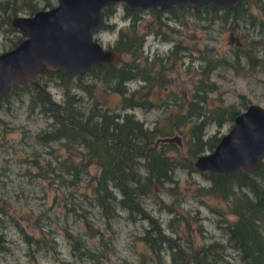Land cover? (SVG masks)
<instances>
[{"label":"trees","instance_id":"16d2710c","mask_svg":"<svg viewBox=\"0 0 264 264\" xmlns=\"http://www.w3.org/2000/svg\"><path fill=\"white\" fill-rule=\"evenodd\" d=\"M36 1L0 0V28L13 34L6 47L20 38L9 23V15L21 8L31 12L38 7ZM116 3L121 5L120 16L127 19L126 24L115 26L114 21L107 20ZM51 4L43 0L40 7ZM177 8L195 16L207 15L210 21L218 18L220 25L229 23L240 35L233 38L224 52L204 44L197 64L192 66L187 91L175 89L170 84L172 76L167 74L174 62L182 59L177 49L181 52L185 46L178 38L164 53L143 51L144 32L137 28L139 13L146 9L157 14L162 9L108 1L101 6L100 19L91 31L96 37L97 31L115 29L110 46L120 53L117 60L101 61L79 71L43 68L36 73L37 84H12L11 90L0 96L3 107L12 96L21 100L25 95L28 111L35 110L49 118L44 127L31 134L24 129L21 139L26 141L25 135L31 142L45 144L44 152L51 153V157H42L33 149L28 167L20 171L32 178L46 176L54 182L51 200L58 195L63 213L70 210L74 215V226L65 223L64 216L61 228L78 260L97 264L102 255L96 244L86 238L97 235L99 242L105 244L101 229L92 223L94 215L109 226L123 210L131 220H144L137 234L143 249L137 251L135 258H121L116 264H225L228 248L238 264H264V152L246 170H204L199 175L205 182L191 178L188 192L213 211V222L221 238L195 239L203 231L202 222L196 218L197 206L192 212L182 207L184 192L175 176L178 168L189 175L193 157L216 142L219 133L216 129L208 132L207 126L229 124L233 114L248 101L240 93L238 104L225 102L210 73L217 66H233L237 70L240 64L250 69L264 64V0H237L229 6L207 0L195 4L181 2L166 11L175 16ZM162 23L174 29L158 20L159 25ZM159 34L165 37L161 31ZM133 80L138 83L130 86L129 81ZM48 81L61 87L60 99L53 98L45 89ZM109 91L118 94L112 106L105 95ZM150 105L160 107L151 124L129 110ZM0 122L4 128L2 117ZM173 132L179 134L180 143L154 141L158 135ZM0 139L5 140L2 131ZM53 141L63 147L61 155L53 151ZM205 197L220 200L221 205H209ZM152 207L164 210L166 218L155 214ZM5 219L23 232L27 242L40 246L41 238L23 231L7 211L5 198L0 196V250L5 248ZM64 262L68 263L63 260L60 264Z\"/></svg>","mask_w":264,"mask_h":264},{"label":"rangeland","instance_id":"374dc122","mask_svg":"<svg viewBox=\"0 0 264 264\" xmlns=\"http://www.w3.org/2000/svg\"><path fill=\"white\" fill-rule=\"evenodd\" d=\"M49 1L52 4L55 2V0ZM42 2L43 0L36 1L38 6H41ZM175 10L177 14L173 16L166 10L156 14L155 11L142 9L137 20V28L144 32L143 51L145 52L164 53L176 38L185 46L181 52H179V48L177 49L178 55L182 53L181 61L178 59L174 62L172 70L167 72L168 75L172 76L170 84L178 91L184 92L188 90L192 66L197 64L198 53L204 44L207 46L212 44L211 50L224 52L226 49L228 50L231 41L234 40L233 38L240 35L236 30L229 27V23L220 25L218 18L210 21L206 17L207 15L195 16L179 8ZM16 12L25 13V10L21 8ZM120 14L121 5L116 3L115 11L107 20L114 21L115 26L126 24L127 19L121 17ZM158 20L165 22L167 26H172L174 29L170 30L163 23L159 25ZM152 27L159 30L153 32ZM159 31L165 37H162ZM95 34L103 45L110 46L115 36V29L111 31L101 30ZM12 36L13 34L9 30L0 28V49L6 47ZM236 68L237 70L233 66H217L210 73L223 100L238 104V94L241 93L247 100L264 104V64L257 65L253 69L248 68L245 64H240ZM39 81H42L41 78ZM137 83L136 80L129 81L130 86ZM45 89L53 98L60 99L61 87L58 84L48 81L45 84ZM105 95L108 98L109 106L117 102V93L109 91ZM25 101V95L21 100L12 96L8 104L4 103L3 107H0V117L6 123V126L2 128L3 124L0 122V132H3L5 138V140L0 139V196L5 198L7 211L16 218L23 231L41 238V244L35 247L34 243L27 242L23 237V232L11 220L5 219V224L2 226L5 248L0 250V264H60V261L63 260L68 261L64 264H91L90 261L78 260L77 256L70 250L69 237L64 234L61 225L64 216L65 223L70 226H74L75 219L70 210L65 214L63 213V206L58 195L55 196L56 200H51L54 182L49 181L46 176L37 175L32 178L33 176L30 177L20 171L24 166L28 167V162L31 159L29 157L30 152L33 149L39 151L37 154L42 157H51V153L44 152L47 149L45 144L31 142V138L25 135L26 141L21 139L24 129L31 134L32 131L44 127L49 119L38 111H28ZM129 110L143 119L144 123L151 124L152 120L159 114L160 107L154 105L143 108L136 106ZM228 125L227 122H223L216 128L210 124L206 130L209 132L216 129L220 135ZM27 141L28 143H26ZM51 145L57 154L61 155L64 152L59 142L53 141ZM33 168L31 167V169ZM175 176L178 180L179 189L184 192L181 200L182 207L192 212L195 211L194 206H197L198 217L196 218L202 222L203 231L201 237H195V239L207 240L212 237H220L219 229L213 222V211L198 203V199L188 192V186H191V178L199 182H205V179L194 169L187 175L186 171L178 168L175 170ZM205 199L209 205H221V201L215 198L205 197ZM147 202L151 204L149 199ZM152 211L155 214L158 213L162 219L167 216L164 210H156L152 207ZM200 214L202 216H199ZM4 217L7 218V214ZM93 218L92 223L101 229L105 241V244L100 243L97 235L86 236L87 240L96 244V249L102 254L98 256L97 264H116L121 258L133 259L137 251L143 249V244L137 234L141 232V224L144 223V220H131L125 216L123 210H120L116 218L110 221L109 226L103 224L101 219L98 220L95 215ZM70 228L74 230V228ZM227 250L225 264H238L232 256L233 251L229 248Z\"/></svg>","mask_w":264,"mask_h":264},{"label":"water","instance_id":"95a60500","mask_svg":"<svg viewBox=\"0 0 264 264\" xmlns=\"http://www.w3.org/2000/svg\"><path fill=\"white\" fill-rule=\"evenodd\" d=\"M108 1H122L129 6H157L167 10L173 4H195L206 0H55L29 13L9 15V23L22 36L12 45L0 49V95L12 84L35 82L43 68L61 67L79 71L101 61H115L120 53L103 45L91 28L100 19V8ZM229 6L237 0H207ZM157 140L180 143L178 133L163 134ZM264 152V104L248 100L233 114L228 127L220 133L210 149L197 153L192 168L201 172H232L254 166Z\"/></svg>","mask_w":264,"mask_h":264},{"label":"flooded vegetation","instance_id":"af4514ba","mask_svg":"<svg viewBox=\"0 0 264 264\" xmlns=\"http://www.w3.org/2000/svg\"><path fill=\"white\" fill-rule=\"evenodd\" d=\"M52 5V4H51ZM38 7H40V6H38ZM37 7V8H38ZM45 7V6H44ZM157 8H159V7H157ZM160 9V8H159ZM163 10V9H162ZM25 13H29V12H25ZM22 35L20 34V37H21ZM95 36V35H94ZM97 39H98V37H96ZM18 40V39H17ZM16 40V41H17ZM98 41H99V39H98ZM37 73V72H36ZM35 76H36V74H35ZM32 83H34V84H37L38 82L35 80V82H32ZM3 95V94H2ZM1 96V95H0Z\"/></svg>","mask_w":264,"mask_h":264}]
</instances>
